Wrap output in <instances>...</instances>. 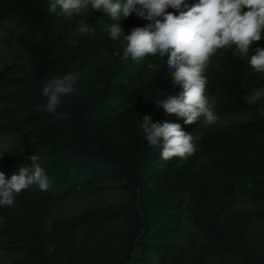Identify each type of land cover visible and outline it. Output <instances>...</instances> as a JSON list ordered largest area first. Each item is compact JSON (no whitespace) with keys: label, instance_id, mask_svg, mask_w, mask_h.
Here are the masks:
<instances>
[{"label":"trees","instance_id":"16d2710c","mask_svg":"<svg viewBox=\"0 0 264 264\" xmlns=\"http://www.w3.org/2000/svg\"><path fill=\"white\" fill-rule=\"evenodd\" d=\"M48 9L49 0H0V20L14 16L21 25L40 32L38 38L21 40L29 56L27 65L13 62L0 68V131L20 132L34 125L37 140L42 145L14 154H1L0 171L10 177L21 166L31 165L33 162L29 157L39 152L42 166L49 177H54L49 189L42 191L41 196L52 201L58 199L62 184L69 176L66 170L69 160L74 163L78 181L102 171L125 178L127 193L124 201L104 208L103 213L106 219L118 216L130 219L124 236V243H129L130 250L124 249L125 253L120 259L122 263L130 258L129 264H162L163 251L146 257V248L153 245L154 239V236L147 234L154 219L159 216H166L164 222L171 227L179 210L175 198L186 189L196 195L199 207L197 219L215 244L239 248V223L235 222L233 229L226 231L218 223L217 205L209 206V189L213 186L211 174L199 177L196 182L192 180L191 169L198 160L197 155H191L182 164L176 165L174 157L163 159L160 148H149L144 140H134L130 146L123 148L118 144L117 135L124 123L129 101L135 99L134 105L139 108L154 110L157 101L177 94L180 87L173 83L172 78L165 82L164 93L150 84L137 83L138 74L130 69L131 62L129 58H124L121 45L109 40L107 35L90 43L89 35L81 34L77 43L72 45V53L54 56V50L77 27L79 18L72 20L57 12L50 13ZM101 13L88 9L85 11L86 19L95 27ZM145 21L129 14L121 25L127 32L130 27ZM89 46L91 52L99 57L102 80L96 78V71L85 65L88 67V80L80 78L78 93L62 97L56 112L49 113L45 109L46 97L41 94L43 81L53 75L76 72V61L86 60ZM256 47L251 50L254 51ZM104 48L116 55L105 61L101 56ZM225 61L223 84L232 95L229 100L235 102L237 110L257 108V102L244 98L246 86L256 77L257 71L246 59L234 54L232 48L227 50ZM149 95L157 96L147 97ZM61 113L67 115L58 117ZM157 122L161 121L155 120ZM189 125L186 124L184 128ZM242 127H254L264 133V120L246 122ZM202 142L224 151L228 156V161L222 165L223 170L219 171L222 177L219 182L223 179L236 180L237 174L242 172L239 190L255 201L264 198V175L253 165V152L232 142L230 133L225 130L205 133ZM147 182H153L154 186L148 187ZM18 195L27 198L26 190ZM0 217L4 218L1 224L17 230L18 221L12 206H0ZM94 217L93 211H86L76 219L80 223H87ZM34 232L35 225L26 231L31 236Z\"/></svg>","mask_w":264,"mask_h":264},{"label":"rangeland","instance_id":"374dc122","mask_svg":"<svg viewBox=\"0 0 264 264\" xmlns=\"http://www.w3.org/2000/svg\"><path fill=\"white\" fill-rule=\"evenodd\" d=\"M57 13L62 14L59 10ZM83 16L86 18L85 12ZM106 21L107 17L101 13L95 25L96 34L89 36L90 43L106 35ZM108 22H112V18H108ZM79 35L81 33L75 27L57 46L53 55L72 53V45L77 43ZM39 36L40 32L21 25L14 16L0 20V68L13 62L27 65L29 56L21 40ZM260 44L264 45V39L254 42L250 47L253 49ZM90 48L89 46L86 52L87 62L83 59L76 61L75 71L87 81L86 66H90L96 71V78L102 80L99 74V57ZM229 49L231 48L220 49L212 56L206 73L208 92L217 101L218 119L213 124H204L201 118L196 124L184 128L186 124L183 118L174 113L168 114L163 109H141L134 105V99L127 103L126 117L117 135L121 148L130 146L134 140L143 141L134 122L144 115H152L153 123L158 119L161 122L180 123L184 130L197 137V150L191 154L198 156L191 169L192 180L196 182L199 177L211 174L213 186L209 189V206L217 205L218 223L226 231H231L235 222L241 226L237 232L241 241L239 248L215 244L197 219L199 207L196 195L186 189L175 198L179 210L171 227L164 222L166 216H159L154 219L147 234L154 236V239L153 245L146 248V257L163 251L162 264H264V198L255 201L239 190L242 172L237 174L236 180L223 179L219 182L222 179L219 171L223 170L222 165L228 161V156L224 151L202 142L207 132L228 131L232 142L253 152V165L264 175V133L254 127H242L246 122L264 120V96L254 101L258 103V107L251 110H237L235 102L229 100L232 95H229L223 84L226 76L225 55ZM128 61L131 62L130 69L138 74L137 83L150 84L155 90L164 93L165 82L171 78L166 64L162 67L163 62L152 56L140 61L129 58ZM255 75L244 92V98L250 102H253L252 98L257 92H264V74L257 72ZM66 115L67 113H61L57 116ZM35 129L32 125L20 132L0 131V155L42 147ZM191 155L174 156L175 164H182ZM66 170L69 176L62 184L58 199H44L42 191L35 185L26 190L27 198L19 195L16 197L12 207L18 221L17 230H11L0 222V264H12L16 261L22 264H129L130 258L124 263L120 259L125 248L130 250L129 243H124L130 219L125 216L106 219L103 215L104 208L124 201L127 193L125 178L102 171L89 179L80 178L78 181L72 160L68 161ZM49 178L51 181L54 177ZM147 185L153 187L154 183L147 182ZM86 211H93L95 217L87 223H80L76 218ZM34 225L35 234L31 236L26 231Z\"/></svg>","mask_w":264,"mask_h":264},{"label":"clouds","instance_id":"9594fccd","mask_svg":"<svg viewBox=\"0 0 264 264\" xmlns=\"http://www.w3.org/2000/svg\"><path fill=\"white\" fill-rule=\"evenodd\" d=\"M88 9L107 17L104 32L121 45L124 58L140 61L152 56L163 62L162 67L167 65L169 77L181 90L157 101L155 107L176 114L185 124H196L202 118V123L211 125L218 119L217 101L208 92L206 74L218 50L232 48L264 74V46L254 51L250 47L264 39V0H49L50 13L59 10L69 19L79 17L77 31L92 36L97 29L83 16ZM129 14L148 22L125 32L121 20ZM113 55L107 48L101 50L105 61ZM80 77V73L66 72L46 78L41 91L46 111L55 113L62 97L77 94ZM262 96L264 92H257L252 101ZM134 123L149 148H160L163 159L187 157L197 150V137L178 122L153 123L152 115H144ZM29 158L33 163L21 166L10 177L0 171V206H13L18 194L34 185L41 191L49 189L50 178L39 152Z\"/></svg>","mask_w":264,"mask_h":264}]
</instances>
